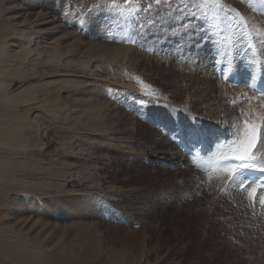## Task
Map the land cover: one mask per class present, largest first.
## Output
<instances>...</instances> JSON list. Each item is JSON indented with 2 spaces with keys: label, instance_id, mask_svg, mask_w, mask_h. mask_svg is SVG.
<instances>
[{
  "label": "rangeland",
  "instance_id": "1",
  "mask_svg": "<svg viewBox=\"0 0 264 264\" xmlns=\"http://www.w3.org/2000/svg\"><path fill=\"white\" fill-rule=\"evenodd\" d=\"M63 7L80 22L78 28L76 23L68 30L78 33L83 42L130 48L126 59L103 63L92 74L70 57L71 70L80 75L77 80L101 87L102 92L96 94L112 109H101V124L117 131L111 136L127 147L94 148L76 137L85 133L78 106L87 103L74 101L85 97L77 95L84 90L81 85L58 87L62 99L54 102L59 104L55 109L59 114L51 122L37 118L42 134L39 158L47 161L55 153L74 166L59 170L69 182L42 185V192L61 196L63 191H81L83 204H98L96 227L87 233V250L79 247L82 237L71 227L49 232L54 243L74 255L66 263L54 264H106L99 251L116 252L124 247L136 253L150 251L142 264H245L247 252L238 250L237 238L264 229V216L253 211L250 219L245 215L244 223H236L232 219L239 217L231 212L236 206L225 202L226 194L218 193L217 199L209 201L207 191H212L209 183L221 177L216 162L237 154L245 139V121H264V111L244 116L243 108L254 94L234 84L235 79L248 82L264 73V35L258 30L260 23L264 26V0H64ZM98 18L108 23L106 27L92 26ZM187 74L210 82L218 94V106L223 107L221 113L207 114L202 106L186 113L182 110L190 87L182 81ZM40 75L14 80L8 92L36 85ZM179 82L188 89L175 92ZM199 91L202 87L195 89ZM180 115L181 120L177 119ZM243 162L256 164H243L248 167H264V145ZM242 182L238 175L232 185L238 188ZM48 205L58 214L65 211L54 201ZM47 207L38 210L39 215L50 214ZM224 215L232 219L227 221ZM52 222L64 227L84 226L92 220L71 214ZM2 260L0 264H7Z\"/></svg>",
  "mask_w": 264,
  "mask_h": 264
},
{
  "label": "bare ground",
  "instance_id": "2",
  "mask_svg": "<svg viewBox=\"0 0 264 264\" xmlns=\"http://www.w3.org/2000/svg\"><path fill=\"white\" fill-rule=\"evenodd\" d=\"M63 2L64 0H0V258L7 264H54L63 261L66 263L74 257L73 252L69 251L70 249H65L58 242L54 243L49 232L71 227L76 234L78 233L82 237L79 247L87 250V243H90L87 233L97 224L94 222L98 216L96 211L98 204H90L88 201H86L87 204H83L82 200L85 194L83 195L81 191H63L61 196L42 192V185H62L61 182H69L66 176L60 174V169H74L73 164L66 162L55 153L49 155L51 157L47 161H43V158L38 156L41 146L38 141L42 134L41 127L36 123L37 118L41 116L46 122H51L53 117L59 114L55 111L59 107V104H55V102L58 103V100L62 99L59 92L56 91L58 87L70 88L81 85L84 88L77 95L82 93L85 94V97L74 99L78 105L81 100H85L84 103H87L85 107L78 106V108H82L79 111V118L83 119L81 124L83 123V130H85L82 136L76 134L78 139H83L85 145L94 148L109 146L116 150H124L127 147L123 146L122 142L117 139L118 137L111 136L117 131L106 129L101 124V109L112 110L109 103L105 101L101 103L105 99L98 98V91L102 92L101 87L92 85L89 81L83 83L77 80L76 78L80 79V75L78 76L71 70L73 63L70 57L77 60L83 71L86 69L89 70L87 71L89 74H92L96 67L98 68L103 63L115 64L126 59L125 54L130 52V48H128L129 46L103 44L98 46L90 41L83 42L78 33L68 30L76 23L78 28L80 22L78 20L76 22L71 14L66 13L67 9L63 7ZM91 24L94 27H106L108 23L102 18H98ZM260 24L263 26L262 23ZM85 25L87 24L83 22V30ZM262 26L256 29L264 35V26ZM89 65L90 69H88ZM39 68H47L49 71H45V73ZM24 73H27L25 77ZM41 73L43 75H40ZM39 75L42 79L37 81L36 85H28L21 89L19 87L16 91L8 92V87L14 80L26 81ZM262 76L264 77V73ZM256 78L258 77L248 80V82L238 79V86H245L251 94H254L251 83ZM182 81L186 86L190 85L189 90L186 93L184 91L185 96L181 104L185 113L191 107L197 106H202L203 112L207 114L213 111H217L216 113L219 114L222 111L223 107L218 106L220 105L218 94L210 82L200 79V76L194 77L189 74L185 75ZM186 86L179 82L174 90L177 92L182 88L188 89ZM201 87L202 91L195 93V89H201ZM28 91L31 92L29 96ZM51 95L52 97H50ZM99 95L101 96V94ZM251 98L252 100L246 105L242 103L245 105H243L242 112L246 118L249 115L251 117L256 114L260 115L264 111L261 106L264 97L254 94V97ZM74 108L73 111H77V108ZM182 117L180 115L177 119L181 120ZM56 165L58 167H55ZM216 167L218 170L215 171L219 175L221 174V177L218 176L213 184L209 183L211 188L208 189H212V191H207L211 195L209 201L217 199L218 193L226 194L225 202L236 206L235 211L229 207L233 212V217L234 214L239 217L232 219V216L230 218L228 215H224L225 219L244 223L247 220L245 215H248L249 218L253 211L264 216V191L244 180L239 173L234 172L235 165L219 167L216 162ZM247 168L264 169L262 166ZM237 174L243 179V182L238 188H234L233 179L238 176ZM67 193L71 197L65 195ZM64 196L70 197L69 199L72 201L67 197L65 199ZM50 201H54L56 205L60 204L65 211L59 210L62 214H58L57 210L54 211L56 208L48 205ZM44 207L50 210V214H45L46 217L39 215L38 211L41 208L45 209ZM71 214L80 219L89 218L92 223L84 226L72 223L62 227L54 225L52 222L59 219L64 220ZM245 234L243 239L237 238V241L240 242L238 246L241 247L238 250L247 252L243 261L245 264H264V229L260 230L259 228L258 232L255 230L254 234L250 233L251 235ZM112 252V250H107L103 254L100 251L98 253L100 258L104 257L106 264H142L143 259L147 258L150 251L136 253L124 247V249ZM155 260L157 261L158 258Z\"/></svg>",
  "mask_w": 264,
  "mask_h": 264
},
{
  "label": "snow or ice",
  "instance_id": "3",
  "mask_svg": "<svg viewBox=\"0 0 264 264\" xmlns=\"http://www.w3.org/2000/svg\"><path fill=\"white\" fill-rule=\"evenodd\" d=\"M260 145H264V121L260 123L245 121V139L241 141L234 159L238 161L248 160L250 153ZM245 167L248 165L241 164L239 168H233V171L239 173Z\"/></svg>",
  "mask_w": 264,
  "mask_h": 264
}]
</instances>
